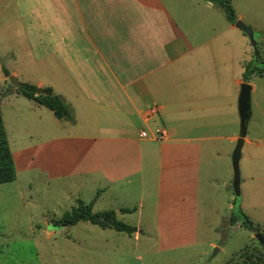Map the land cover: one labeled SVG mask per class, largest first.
Wrapping results in <instances>:
<instances>
[{"label": "crops", "instance_id": "0c3cea01", "mask_svg": "<svg viewBox=\"0 0 264 264\" xmlns=\"http://www.w3.org/2000/svg\"><path fill=\"white\" fill-rule=\"evenodd\" d=\"M12 2L27 37L39 40L32 52L50 74L33 84L63 96L74 114V121L60 119L50 109L66 134L43 145L50 153L58 147L55 156L87 152L88 170L105 173L93 209L111 188L109 175L157 199H197L210 145L241 135L242 84L253 76L244 77L252 61L240 44L242 30L229 21L206 32L197 26L217 8L208 0ZM246 142L254 143L249 134ZM70 155L75 166L79 159Z\"/></svg>", "mask_w": 264, "mask_h": 264}, {"label": "rangeland", "instance_id": "374dc122", "mask_svg": "<svg viewBox=\"0 0 264 264\" xmlns=\"http://www.w3.org/2000/svg\"><path fill=\"white\" fill-rule=\"evenodd\" d=\"M13 5L12 0H0V100L17 171L15 180L0 184V264H238L246 246L262 250L257 231L240 221L232 223L231 214L242 209L264 227V70L251 77L247 134L254 143L246 142L242 148L240 196L234 191L232 159L238 140L221 141L210 145L203 157L207 161L194 201L178 194L168 198L167 193L157 199L147 189L142 193L126 189L117 175L108 176L114 179L108 183L111 188L93 210L137 205V211H118L120 220L138 226L133 234L90 221L57 226L55 221L78 199L90 202L107 183L105 173L88 170L92 162L87 152L55 156L58 147L50 153L43 145L66 132L55 125L49 108L19 93V85L10 81L14 73L21 83L50 79L41 56L32 52L39 40L27 37ZM233 6L255 30L256 48L241 31L246 57L264 68V0H233ZM218 22H228L220 7L209 9L197 26L206 32ZM70 154L79 159L75 166Z\"/></svg>", "mask_w": 264, "mask_h": 264}, {"label": "trees", "instance_id": "16d2710c", "mask_svg": "<svg viewBox=\"0 0 264 264\" xmlns=\"http://www.w3.org/2000/svg\"><path fill=\"white\" fill-rule=\"evenodd\" d=\"M213 2L217 7L223 9L229 22L236 23L238 20L237 12L233 6V0H208ZM257 60H261V54L257 51ZM264 68L254 66L253 62L246 64V71L244 77L246 80L250 78L255 72L263 73ZM10 72L7 71V75ZM38 86L30 83L23 82L19 85L18 92L33 99L36 102L45 105L51 109L55 115L60 119H67L74 121V114L71 107L66 103L63 96L60 94L53 93L51 88H47L51 93L37 94ZM17 177L16 166L13 158V154L10 148L8 134L6 126L4 124L1 100H0V184L13 181ZM94 200L86 202L82 199L78 200L71 211L66 212L61 218L55 221L57 226H68L78 223L79 221H90L103 228H113L117 231L126 232L133 234L136 231V227L118 218L117 212L114 209L93 210ZM126 211H131L127 209ZM232 223L238 221L242 225L252 229L253 231L263 230L264 227L255 224L254 221L242 210L238 209L236 212L231 214ZM264 234V231L262 232ZM262 250L258 248L245 247L239 252L241 258H244L241 263L238 264H264V243L260 242Z\"/></svg>", "mask_w": 264, "mask_h": 264}, {"label": "water", "instance_id": "95a60500", "mask_svg": "<svg viewBox=\"0 0 264 264\" xmlns=\"http://www.w3.org/2000/svg\"><path fill=\"white\" fill-rule=\"evenodd\" d=\"M236 26L247 33L254 47L256 48V39H255V30L252 26L245 23L242 19H238L236 21ZM10 81L13 84L20 85L21 82L18 80L17 76L14 74L10 75ZM47 94L49 95L51 92L43 87H38L37 94ZM251 93L252 86L248 82H244L242 84L241 94H240V118H241V127H240V137L238 139L237 146L233 152V169H234V191L236 196L241 195V173H240V159L242 156V148L244 145V139L247 134L248 122L252 115V106H251ZM256 237L262 243H264V234L261 231L256 233Z\"/></svg>", "mask_w": 264, "mask_h": 264}, {"label": "built area", "instance_id": "2783aa9c", "mask_svg": "<svg viewBox=\"0 0 264 264\" xmlns=\"http://www.w3.org/2000/svg\"><path fill=\"white\" fill-rule=\"evenodd\" d=\"M158 131L161 132V136L162 137L166 135V131L165 130H158ZM141 135L142 136H146L147 135V132L146 131H143Z\"/></svg>", "mask_w": 264, "mask_h": 264}]
</instances>
